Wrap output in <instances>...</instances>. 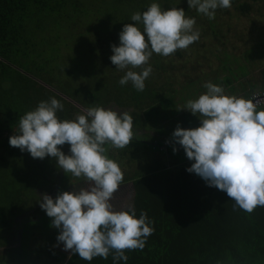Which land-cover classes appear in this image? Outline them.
Returning <instances> with one entry per match:
<instances>
[{"label":"trees","instance_id":"trees-1","mask_svg":"<svg viewBox=\"0 0 264 264\" xmlns=\"http://www.w3.org/2000/svg\"><path fill=\"white\" fill-rule=\"evenodd\" d=\"M153 2L162 10L182 8L186 17L195 18L200 38L169 58L153 53L149 60L152 73L141 92L131 82L119 84L127 69L118 70L111 63V46H119V33L125 24L143 31V25L132 21L131 15L142 14ZM256 2L259 0H231L230 9L218 8L215 18L209 20L189 8L187 0H0V247L11 245L12 238L19 234L14 251L18 259L1 254L3 264H42L50 258L64 262L54 237L44 242L32 237L33 227L40 229L42 225L26 216L34 204L30 206L24 197L43 193L44 187L54 183L55 195L82 184L81 179L76 181L79 186L70 184L75 177L58 168L56 158H32L9 145V137L18 133L19 118L39 102L54 97L64 105L57 112L60 120L83 114L77 104L86 108L107 104L114 111L128 112L133 129H141L147 122L160 126L169 120L171 125H184L185 118L191 123L194 115L179 109L187 100L205 94L203 85L207 82L222 86L227 94L250 98L253 92L264 91V69L260 71L263 84L254 81L255 76L249 79L256 71L254 62L263 57L264 25L257 26L261 39L250 32L247 37L240 36L242 30L234 37L233 26L234 21L252 20ZM72 31L73 38H67L70 46L64 35ZM247 40L252 46L247 50L241 47L239 56L237 44ZM199 55L201 63L212 64L211 79L182 67V58L190 60ZM258 110H264V105ZM134 136L137 139L133 137L129 146L135 143L146 149L129 152H158L169 155L172 161L157 159L130 172L122 171L124 181L111 200L114 209L134 207L136 218L145 211L154 227L142 251L125 252L129 257L126 264H264V206L249 214L236 207L226 192L188 172L190 160L183 148L173 152L179 144L169 139L171 131L157 135L156 142L136 133ZM106 147L108 157L120 161L122 152ZM136 160L134 157L132 161ZM35 171L39 173L33 175ZM38 196L40 199L42 194ZM51 223L44 226L51 227ZM66 264H114L113 253L107 259L95 257L92 261L71 254Z\"/></svg>","mask_w":264,"mask_h":264},{"label":"clouds","instance_id":"clouds-1","mask_svg":"<svg viewBox=\"0 0 264 264\" xmlns=\"http://www.w3.org/2000/svg\"><path fill=\"white\" fill-rule=\"evenodd\" d=\"M188 6L209 20L218 8L230 9L231 0H187ZM143 25L125 24L119 33V46H111V63L125 70L119 84L131 82L137 91H144L152 73L149 60L153 53L168 57L177 50H186L200 38L195 18L186 17L182 8L162 10L153 2L142 14L130 18ZM147 35V40L145 39ZM133 69H141L134 71ZM205 94L189 99L179 110H187L200 119V126L184 129L179 125L172 133V142L179 144L190 161V173L201 177L208 186L226 192L235 206L252 213L264 206V95L256 91L250 98L226 95L225 89L207 82ZM64 105L56 98L41 101L19 118L18 133L9 137V145L32 158L57 159L65 174L81 179L86 186L72 192H61L55 199L43 194L39 205L51 227L59 229L57 241L65 251L80 259H107L113 253L114 264L129 257L126 251L143 250L147 238L154 234L153 223L135 208L114 209L111 200L124 181L118 163L107 155L108 148L125 149L134 137L133 118L128 112L92 106L73 120H60L57 112ZM184 126V125H183ZM70 145V155L60 147ZM177 149L173 147V152ZM131 213V214H130ZM71 258V255L69 256Z\"/></svg>","mask_w":264,"mask_h":264},{"label":"rangeland","instance_id":"rangeland-1","mask_svg":"<svg viewBox=\"0 0 264 264\" xmlns=\"http://www.w3.org/2000/svg\"><path fill=\"white\" fill-rule=\"evenodd\" d=\"M254 8L255 9H253V11H252L253 13L250 16V18H252V20L250 22L248 21V19L243 20L241 22L234 21L235 26L238 25L236 27L233 26V32H234L233 35H234V37L238 33L237 31L242 30L241 33H240V36L247 37L246 33L250 32V33L256 34L257 37H259L260 39L262 38V35L257 33V26L264 25V0L263 1L259 0V2H256L254 4ZM259 8H261V9H259ZM80 31H81V33H84V29H81ZM72 35L74 36V32L73 31L70 32L67 35L66 34L64 35V41L67 44L69 43V45H70V41L67 38L72 39L73 38ZM87 37L90 38V36H87ZM244 39H246V38H243V40ZM234 40H235V38H234ZM236 44H237V42H236ZM237 46H238V49H236L237 50V54L240 56V53L243 52V51H240V48L242 47L243 50H245V49L247 50V49H249L252 46V44H251V41L249 42V40H247V41H241V45L237 44ZM262 54H263V57L260 60L254 62V68L258 72L256 73V71H255L253 73V75L249 76V79H252L255 76L253 80L254 81L257 80L258 84H260V85L263 84V78L261 79V77H260L261 76L260 75V71L262 69H264V43H263ZM200 56L201 55L196 56V57H190L191 58L190 60H187L186 58H182L181 65H182V67H185L186 70L191 72V74L196 73V74H198L200 76L203 75V76H206L208 79H211L210 73L213 70V68L211 67L212 64L208 65L205 62L201 63L199 61L201 59ZM164 58H169V56L168 57H164ZM188 71H186V74L188 73ZM208 79H207V81H208ZM203 81H206V80L203 79ZM238 87H239V88H237L238 91L242 92L243 88L240 87V85H238ZM225 94L228 95L227 93H225ZM231 94H232V92H231ZM232 95H235V94H232ZM236 96L239 97V93L236 94ZM77 107L79 109H81L80 112H82L85 109H87L86 107H84L81 104H77ZM103 107L105 109H111V107H109L107 104L104 105ZM117 110H119V112L123 111V109H117ZM182 118H183V116L180 117V120ZM183 120L186 121L184 126H183L184 129L186 127H188V126H190V128H192V127L197 128L198 123H200V119L198 117H195V116H192L191 123H190V120H187L185 118H183ZM160 124H165V125H160L159 128H157L159 130V132L160 131L165 132L166 130L173 131V127H174V129H176L177 126H178V124L175 123V124H173L174 126L172 127L171 121H169V120H164ZM149 134H151L150 135V139L153 142H156L155 141V136L152 135V132H148V135ZM135 139H137V138H135V136H134V140ZM169 139L172 140V137L169 138ZM132 144L136 148L135 150H140L139 148L146 149L145 147H141V146L137 147V145H135V143H132ZM164 144H167V142L164 143ZM58 147H60L61 150H64L65 151L64 153L66 155H70L71 154L70 153V148L65 147V145L58 146ZM129 147H132V146H129ZM153 149H155V148H153ZM118 150L120 152H122L121 158H120V160L122 162V164H121L122 166L120 168H121L122 171H126V172H130L131 170L137 168L139 165H149L151 162H153V161H155L157 159H163V160L167 161V163H170L172 161V158L169 155H163V154L158 153V152H156V153H152V152L146 153L144 151H141V153H131L128 150H132V149H127V150L118 149ZM156 150H158V149H156ZM145 154H147L148 156L145 155ZM131 156H132V158H130ZM134 157L137 158L136 161H132ZM193 162L194 161H189L188 162L190 167H191V164ZM38 173H39L38 171H35L33 173V175H37ZM77 180H79V179L75 178L74 180H72L70 182V184L75 185V186H79V184H81V183L76 182ZM75 182L77 184H75ZM81 186L84 187L85 183H82L79 187H81ZM56 187H57V183L51 184L49 186H46L43 189V193H39V194L43 195V194L47 193L53 199H55L56 196H57V195L54 194V192L56 190ZM79 187L73 188L70 191L68 190V192H72L74 190H77ZM38 195L29 194V195L24 197V200H26V202H30V206H32L34 204L32 206V208H34V210L31 211L29 214L27 213L26 216L28 218L36 219L35 221H40V224L42 225V227L40 229H37L36 227H33L34 230H32V231H34V235H32V237L35 238V239H39L41 242H44L46 239H49L50 236L54 237V240L56 242V247L58 248L59 252L62 253L60 258L62 260H64V262L60 263V262H54L50 258L49 260H45L44 262H42V264H44V263L45 264H66V260L69 258L71 253H70V251H65L64 250L62 242H58L57 241V236L60 234V230L58 231V230H56V229H54L52 227H47L46 228L44 226V224H49L50 222H52V218L48 217L46 212L40 208L39 201H40L41 197L39 199ZM34 201H36V202L34 203ZM19 206H22V205L19 203ZM19 206H17V207H19ZM52 230H56V231L54 232ZM17 237L19 238V234H18V236L15 235L14 238H12L13 240L11 241V245H9L10 247L9 246L0 247V255L1 254L4 255V254L8 253V256H12V258L18 259V257H19L18 254H15L17 252V250H15V248H17V247H15V246L18 245V243H19V239L17 240ZM48 242H50V241H48ZM24 245H25V250H28V245H26V244H24ZM5 248H7V249H5ZM14 251H16V252H14ZM11 253H14V255H12ZM9 261L12 262V259H10ZM4 262L5 261L3 259H0V264H3Z\"/></svg>","mask_w":264,"mask_h":264},{"label":"crops","instance_id":"crops-1","mask_svg":"<svg viewBox=\"0 0 264 264\" xmlns=\"http://www.w3.org/2000/svg\"><path fill=\"white\" fill-rule=\"evenodd\" d=\"M228 95H232L231 93L230 94H228ZM152 122H147L146 123V125H145V127H143V128H134L133 129V131H134V134L136 133L137 135L139 134V135H141L142 137H146V139L147 140H149V141H152L151 139H150V135L151 134H149V135H146L145 134V131L146 130H148L149 132H152V135H154L155 136V141L157 140V135H159V134H162L163 132L162 131H160L159 132V130L157 129V128H159V126H157V125H152V126H150L149 124H151ZM176 123V122H175ZM174 123V124H175ZM172 126H174L173 124H172ZM179 126L180 127H182V128H184L183 127V125H180L179 124ZM135 127V126H134ZM185 129H190V128H188V127H186ZM174 128H173V131H171V137H172V133L174 132ZM168 131H170V130H168ZM168 139V138H167ZM168 144V143H167ZM175 145V144H174ZM177 146V145H176ZM177 150H179V149H181L182 147L179 145V146H177V147H175ZM127 149H132V150H135V148L132 146V147H129V145L128 146H126V148L124 149V150H127ZM112 150H118V149H115V148H113ZM165 150V149H164ZM55 162H57V161H55ZM116 162L118 163V165H119V167H121L122 165V162H121V160L120 161H118V160H116ZM82 183H85L83 180H82ZM85 185H86V183H85ZM15 247H18V245H16Z\"/></svg>","mask_w":264,"mask_h":264},{"label":"flooded vegetation","instance_id":"flooded-vegetation-1","mask_svg":"<svg viewBox=\"0 0 264 264\" xmlns=\"http://www.w3.org/2000/svg\"><path fill=\"white\" fill-rule=\"evenodd\" d=\"M117 113H122V112H119L118 110H115ZM135 135V134H134ZM34 210V208L31 210V211H33ZM30 211V212H31ZM30 212H28V214L30 213Z\"/></svg>","mask_w":264,"mask_h":264},{"label":"built area","instance_id":"built-area-1","mask_svg":"<svg viewBox=\"0 0 264 264\" xmlns=\"http://www.w3.org/2000/svg\"><path fill=\"white\" fill-rule=\"evenodd\" d=\"M262 93V95H264V91L263 92H261ZM264 104H261L260 106H263Z\"/></svg>","mask_w":264,"mask_h":264}]
</instances>
